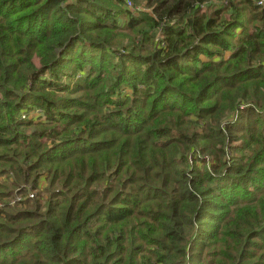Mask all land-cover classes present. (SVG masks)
<instances>
[{"label":"trees","instance_id":"trees-1","mask_svg":"<svg viewBox=\"0 0 264 264\" xmlns=\"http://www.w3.org/2000/svg\"><path fill=\"white\" fill-rule=\"evenodd\" d=\"M0 264H264V5L0 0Z\"/></svg>","mask_w":264,"mask_h":264},{"label":"rangeland","instance_id":"rangeland-1","mask_svg":"<svg viewBox=\"0 0 264 264\" xmlns=\"http://www.w3.org/2000/svg\"><path fill=\"white\" fill-rule=\"evenodd\" d=\"M238 5H240L239 3H238ZM33 111H36L37 112V110L39 109V108H37V106H33L32 108H31ZM41 168H44L45 166H40ZM38 180H39V183L40 184H42V187H40V188H38V189H30L29 190V194L31 193V195H29V196H32V193L33 192H36V193H38V191H40V192H42V193H45L46 194V192H45V189L43 188L44 187V185L47 183L44 179H43V177H38ZM46 186V185H45Z\"/></svg>","mask_w":264,"mask_h":264},{"label":"built area","instance_id":"built-area-1","mask_svg":"<svg viewBox=\"0 0 264 264\" xmlns=\"http://www.w3.org/2000/svg\"><path fill=\"white\" fill-rule=\"evenodd\" d=\"M256 2H257V4L264 5V0H256ZM22 115H24V114H22ZM28 195H31V193Z\"/></svg>","mask_w":264,"mask_h":264}]
</instances>
